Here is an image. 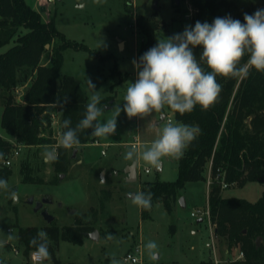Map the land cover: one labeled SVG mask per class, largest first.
Instances as JSON below:
<instances>
[{"label": "rangeland", "instance_id": "374dc122", "mask_svg": "<svg viewBox=\"0 0 264 264\" xmlns=\"http://www.w3.org/2000/svg\"><path fill=\"white\" fill-rule=\"evenodd\" d=\"M27 1L42 13L45 21L54 20L57 29L68 39L85 43L94 51L95 55H91L86 50L66 49L61 70L79 82L87 98L93 91L89 81L94 90L100 92V107L104 108L102 122L115 114L116 106L123 109L128 82L134 83L137 78L132 62L137 60L144 39L136 26L137 14L154 16L162 22L164 26L157 31V42L195 26L192 21L195 10L188 1L182 2L177 10L174 0H101L99 4L94 0H49L45 11H41L38 0ZM232 1L236 4L235 11L240 13L264 6V0ZM156 2L158 9H154ZM119 41H122L121 47ZM60 44L61 39L57 38L53 45H46L50 50L48 57ZM8 47L3 46L0 52ZM240 82L238 79L235 91ZM4 101V93L0 92V122ZM109 101L114 103L111 108H106ZM169 117L173 118V113L164 121L156 113L132 120L121 111L114 135L106 139L97 137L95 142L78 147L75 158L71 157L74 149H69L71 158L62 169H56L54 163L44 162V146H23L19 155H14V149L11 150L12 164L9 166L12 174L7 180L10 189H0V241H5L10 233L14 239L0 246L3 264H39L32 261L31 252L25 255V248L19 243V229L28 226L42 230L52 227L60 233L65 230L79 233L82 243L59 239L55 259L50 254L44 264H110L113 255L120 264H131L125 262L126 254L139 244L144 250V244L149 240L159 245V257L155 261L149 260L144 250L145 261L152 264H199L208 259L215 264H230L236 260L241 254L239 246L229 251L227 243L216 236L214 225L205 213L210 211L211 167H208L206 181L189 182L179 191L172 212L160 201L154 203L149 216L144 217L142 208L133 205L128 198L129 192L141 191L145 182L177 179L178 160L166 157L160 171L140 161L137 163L138 179L128 181L125 170L132 162L123 158L133 143L149 146ZM173 122H176L174 118ZM52 127L50 134L57 144L45 146L58 151L56 135L59 124ZM4 159H0V164L6 165ZM24 164L30 166L29 173L35 182L23 181L21 167ZM10 191L17 192L15 201L10 199ZM263 192L264 183L260 181L221 185L224 197L243 198L250 202H257ZM46 197L52 199V203L44 206L54 215L52 222H48L41 211H35L36 203ZM181 197H185V206L179 202ZM31 198L34 203L29 202ZM192 212L197 215L193 216ZM200 218L203 221H199ZM94 230H98L99 239H92L87 234ZM109 234L114 238L109 240Z\"/></svg>", "mask_w": 264, "mask_h": 264}, {"label": "trees", "instance_id": "16d2710c", "mask_svg": "<svg viewBox=\"0 0 264 264\" xmlns=\"http://www.w3.org/2000/svg\"><path fill=\"white\" fill-rule=\"evenodd\" d=\"M184 1L195 10L194 25L197 21L211 24L215 18L227 16L244 23L245 14L252 15L257 11L237 12L232 0H179V3L174 0L177 10ZM135 22L144 37L138 61L157 44V31L164 25L156 17L140 13ZM57 38L61 39V44L48 57L50 50L46 45H53ZM6 45H9L7 50L0 52V92L5 97L0 122V153L5 159L10 156L15 143L26 147L57 144L50 134L54 116L59 115L62 131H65V119L71 120L73 128L83 119L88 98L79 82L62 72L63 52L74 48L95 55L85 43L68 39L57 29L54 20L45 21L42 13L27 0H0V48ZM193 52L199 59L202 47L197 46ZM247 59L245 56L241 63ZM237 81L218 76L222 91L218 101L206 111L197 105L192 112L181 115L165 108L166 117L173 113L176 122L195 126L200 132L178 160L177 179L145 182L141 191L152 193V205L162 201L172 212L179 191L189 182L206 181L208 167H211L210 221L216 236L227 243L229 251L238 245L244 254L243 258L230 264H264V192L257 202L224 197L221 193L223 183H264V72L253 69L248 78L241 79L235 91ZM20 86H23L21 96L17 92ZM91 131L84 129L78 133L80 146L97 140ZM57 146L58 161L54 166L62 169L73 156L69 157V149ZM29 172L30 166L24 164L21 167L23 181L35 182ZM11 174L10 166L1 163L0 179L8 180ZM149 210L142 209L144 217L149 216ZM41 230L35 226L19 229V243L24 246L26 256L35 250L30 240ZM43 231L47 233L49 252L54 259L59 239L82 243L75 231L60 233L52 227H45ZM258 237L263 239L262 243L257 244ZM0 264H3L1 258ZM199 264L215 262L208 259Z\"/></svg>", "mask_w": 264, "mask_h": 264}, {"label": "clouds", "instance_id": "9594fccd", "mask_svg": "<svg viewBox=\"0 0 264 264\" xmlns=\"http://www.w3.org/2000/svg\"><path fill=\"white\" fill-rule=\"evenodd\" d=\"M94 2L99 4L101 0ZM197 46L202 47L199 59L193 52ZM245 56L247 61L241 63ZM132 63L137 78L134 83L128 82L123 109L116 106L115 114L102 122L100 118L104 108L99 106L102 96L88 80L93 91L89 95L84 117L75 128L71 127L70 119L63 121L65 131L59 134L60 147L78 148V133L84 129H91V135L98 138L106 139L114 135L121 111L129 119H144L156 113L163 120L165 108L181 115L192 112L197 105L205 111L210 109L222 91L217 82L218 76L246 79L253 69L264 72V9H258L252 15L245 14L244 23L231 16L217 17L211 24L197 21L194 27H186L183 33L158 39L155 46ZM199 132L195 126L169 120L149 146L133 143L123 158L133 165L143 161L146 166L159 169L166 157L181 159ZM42 156L45 163L58 161V151L54 147L44 146ZM0 159H3V153H0ZM0 189L9 191L7 180L0 179ZM127 195L139 208L149 210L152 207L150 191L129 192ZM17 196L16 191H10V199L15 201ZM107 238L111 240L114 237L109 234ZM12 239L14 236L8 234L5 241H0V246ZM30 245L35 248L33 259L39 264L50 259L49 239L45 231H39L30 240ZM144 250L149 260L158 259L159 245L155 241H147ZM110 264H120V261L113 255Z\"/></svg>", "mask_w": 264, "mask_h": 264}, {"label": "water", "instance_id": "95a60500", "mask_svg": "<svg viewBox=\"0 0 264 264\" xmlns=\"http://www.w3.org/2000/svg\"><path fill=\"white\" fill-rule=\"evenodd\" d=\"M154 9H158V6H157V2L155 3L154 5ZM46 10V7L45 6H42L41 7V11H45ZM49 46V45H47ZM119 46L121 47L122 46V41H119ZM112 102V101H111ZM112 105H109L107 106L106 108H111ZM166 118V114H165V117L163 120L161 121H164ZM132 120L135 119V117L131 118ZM77 153H78V148L74 149L73 151V158H75L77 156ZM162 169V165L159 169H157L158 171H160ZM125 173L127 174V180L128 181H136L138 179V166L137 164L133 165L132 163L130 165H128L127 169L125 170ZM104 174H105V171H103V178H104ZM61 177L63 178L64 177V174L61 175ZM30 203H34V199L31 198L29 200ZM180 204L182 206H185L186 205V200H185V197H181L180 200H179ZM47 203H52V199L50 198H43L41 201H38L36 203V206H35V211H41L43 216L45 217V219L48 221V222H52L55 217L54 215H52L49 210L47 208H45V204ZM199 221H203V218H200ZM245 232V231H244ZM92 239H99V232L98 230H94L92 232H89L87 233ZM260 239L261 237H258L256 242L257 244L260 243Z\"/></svg>", "mask_w": 264, "mask_h": 264}, {"label": "built area", "instance_id": "2783aa9c", "mask_svg": "<svg viewBox=\"0 0 264 264\" xmlns=\"http://www.w3.org/2000/svg\"><path fill=\"white\" fill-rule=\"evenodd\" d=\"M38 2H39L40 5L46 6L48 4L49 0H38ZM21 90H22V88L21 89L20 88H17V92L19 93L20 96H21V93H22ZM169 120L170 121H173V118L172 117H169L168 118V121ZM56 123L59 124V128L57 130V135H56L57 139H59V134L62 132V129H61V121H60L59 115L54 116L52 126H54ZM22 148H23V145L18 144V143H15V146H14V155H19L20 154V151L22 150ZM102 153L105 154V151L103 150ZM4 162L8 166L11 165L12 164L11 157H8L7 159H5ZM146 171L148 172L149 169H146ZM224 186L226 187L227 184L224 183ZM205 213H208V215L210 217V211L209 210L205 211ZM192 215L193 216H196L197 214L195 212H192ZM34 251H32V253H31V259H32V261L34 263H38V261H36V260L33 259V252ZM243 257H244V254L241 252V254L238 256L237 259L243 258ZM124 260H125V262L131 263V264H152L150 262H146L145 261V258H144V250H143L142 245H140V244L137 245V246H135L131 252H128L126 254V256L124 257ZM216 262H218L217 259H216Z\"/></svg>", "mask_w": 264, "mask_h": 264}, {"label": "crops", "instance_id": "0c3cea01", "mask_svg": "<svg viewBox=\"0 0 264 264\" xmlns=\"http://www.w3.org/2000/svg\"><path fill=\"white\" fill-rule=\"evenodd\" d=\"M35 9H37V8H35ZM37 10H38V9H37ZM136 77H137V71H136ZM109 105H113L112 102H111ZM237 258H238V257H237ZM239 259H241V258H239Z\"/></svg>", "mask_w": 264, "mask_h": 264}]
</instances>
